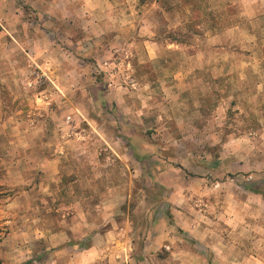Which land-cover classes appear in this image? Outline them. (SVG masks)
Here are the masks:
<instances>
[{"label": "clouds", "instance_id": "clouds-1", "mask_svg": "<svg viewBox=\"0 0 264 264\" xmlns=\"http://www.w3.org/2000/svg\"><path fill=\"white\" fill-rule=\"evenodd\" d=\"M0 264H264V0H0Z\"/></svg>", "mask_w": 264, "mask_h": 264}]
</instances>
